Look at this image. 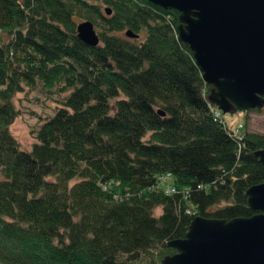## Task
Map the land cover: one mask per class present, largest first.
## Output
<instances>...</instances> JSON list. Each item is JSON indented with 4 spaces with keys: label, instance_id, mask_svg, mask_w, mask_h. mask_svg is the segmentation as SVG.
<instances>
[{
    "label": "trees",
    "instance_id": "obj_1",
    "mask_svg": "<svg viewBox=\"0 0 264 264\" xmlns=\"http://www.w3.org/2000/svg\"><path fill=\"white\" fill-rule=\"evenodd\" d=\"M177 15L147 0H0V264H161L194 217L257 213L245 192L264 183V134L244 129L239 147L214 121ZM83 21L97 46L78 39ZM24 89L68 93L29 151L9 131Z\"/></svg>",
    "mask_w": 264,
    "mask_h": 264
},
{
    "label": "water",
    "instance_id": "obj_2",
    "mask_svg": "<svg viewBox=\"0 0 264 264\" xmlns=\"http://www.w3.org/2000/svg\"><path fill=\"white\" fill-rule=\"evenodd\" d=\"M147 1L178 13L177 36L211 87L209 104L222 114L263 107L264 0ZM76 32L89 47L99 43L90 21L77 24ZM124 35L138 37L131 30ZM254 156L264 165V149ZM245 194L257 213L230 220L194 217L183 238L166 242L176 252L161 264H264V183Z\"/></svg>",
    "mask_w": 264,
    "mask_h": 264
},
{
    "label": "rangeland",
    "instance_id": "obj_3",
    "mask_svg": "<svg viewBox=\"0 0 264 264\" xmlns=\"http://www.w3.org/2000/svg\"><path fill=\"white\" fill-rule=\"evenodd\" d=\"M145 32L141 33L139 39L143 40ZM66 94L40 95L37 91L24 89L17 94L14 99V105L18 110V115L9 127V131L13 138L19 144L21 150L29 151L35 142V132L39 126L49 117L55 110L60 107ZM224 125L228 130L235 129L239 124L244 125L247 132L255 134H264V113L250 112L246 120L241 111H233L221 114ZM168 186L169 182L163 184ZM160 210L155 211V215H159Z\"/></svg>",
    "mask_w": 264,
    "mask_h": 264
},
{
    "label": "built area",
    "instance_id": "obj_4",
    "mask_svg": "<svg viewBox=\"0 0 264 264\" xmlns=\"http://www.w3.org/2000/svg\"><path fill=\"white\" fill-rule=\"evenodd\" d=\"M218 117H219V114L218 113H215L214 114V118L215 119H218ZM229 136L232 137L236 141V143L238 144V146L240 147V145H241V135L239 134V129L234 130L233 133H230L229 134ZM166 191L167 192H170V193L175 192L174 188H172V187L171 188H168Z\"/></svg>",
    "mask_w": 264,
    "mask_h": 264
}]
</instances>
